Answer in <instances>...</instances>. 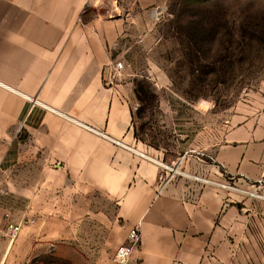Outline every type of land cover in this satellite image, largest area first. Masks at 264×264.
<instances>
[{
	"label": "crops",
	"instance_id": "1",
	"mask_svg": "<svg viewBox=\"0 0 264 264\" xmlns=\"http://www.w3.org/2000/svg\"><path fill=\"white\" fill-rule=\"evenodd\" d=\"M94 2L0 0V157L23 130L42 149L0 173V218L30 222L15 252L45 238L70 254L115 255L139 227L132 264H264V198H225L192 177L225 172L260 190L264 154L139 144L130 89L110 80L123 21L86 19ZM27 155L38 165L23 163ZM162 165L180 173L160 194Z\"/></svg>",
	"mask_w": 264,
	"mask_h": 264
},
{
	"label": "rangeland",
	"instance_id": "2",
	"mask_svg": "<svg viewBox=\"0 0 264 264\" xmlns=\"http://www.w3.org/2000/svg\"><path fill=\"white\" fill-rule=\"evenodd\" d=\"M88 10L86 19L123 21L112 56L124 64L116 81L130 89L139 144L161 154H264V0H95ZM38 148L23 130L0 157V173L25 165L18 154H36L23 163L38 165L28 162L42 154ZM192 177L225 198H264V188L247 189L253 183L240 175ZM13 214L0 218V264H117L113 254L55 249L62 244L55 239L36 238L34 251L17 253L19 238L7 234Z\"/></svg>",
	"mask_w": 264,
	"mask_h": 264
},
{
	"label": "built area",
	"instance_id": "3",
	"mask_svg": "<svg viewBox=\"0 0 264 264\" xmlns=\"http://www.w3.org/2000/svg\"><path fill=\"white\" fill-rule=\"evenodd\" d=\"M124 70V64L122 62H115L113 64V68L111 71V78L110 80L112 82L116 81L120 75L122 74ZM162 168L164 170V175L161 178V188H160V194L164 187L171 181L172 174L179 173L178 166H166L162 165ZM27 222L20 223V224H8L7 228V234L8 237L11 239V241H15L20 236L22 229L24 225H26ZM142 242V233L139 227L133 228L130 230L128 235V242L126 245L120 247L116 254L114 261L117 264H132L133 263V256L134 253L138 250Z\"/></svg>",
	"mask_w": 264,
	"mask_h": 264
}]
</instances>
